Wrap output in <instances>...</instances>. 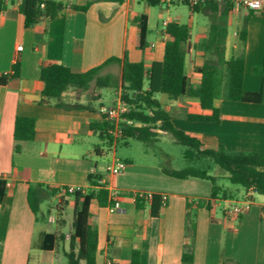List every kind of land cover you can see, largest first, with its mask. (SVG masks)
Wrapping results in <instances>:
<instances>
[{"label": "crops", "instance_id": "1", "mask_svg": "<svg viewBox=\"0 0 264 264\" xmlns=\"http://www.w3.org/2000/svg\"><path fill=\"white\" fill-rule=\"evenodd\" d=\"M50 1L60 2V11L52 18L42 15L32 25L25 24L21 10L24 0L0 4V76L9 72L17 59L20 62L19 76L0 83V178L6 181V196L0 205V264H26L29 255L38 256V264H66L61 256L69 246L74 203L69 199L64 204L68 197L62 188L87 189L89 173L99 174L100 182L109 191L117 192L119 203L113 211L97 199L89 203L91 220L97 229L96 264H129L130 252L135 248L140 251V264H182L186 204L197 200H210L211 204L210 208H195L192 264H264V195L217 181L226 197L211 199L212 184L206 179L168 176L159 163L141 161L131 152L117 156L118 144L126 148L129 140L136 138L116 141L103 136L102 126L109 121L100 108L110 106L100 97L86 103L81 92L69 89L60 101L81 107L67 108L41 94L40 69L52 63L83 72L110 57L123 59L126 54L129 61H142L150 67L163 58L165 42L171 38L165 28L172 22L189 28L185 69L188 86L197 85V69L204 58L196 46L207 35L214 5L205 3L192 9L180 0L154 5L147 0ZM87 3L86 10L71 8ZM153 6H159L161 15L165 13L166 17L162 27L154 25V35L151 33L147 40L153 27ZM141 14L147 16L148 27L144 48L137 45L139 27L135 18ZM243 26L246 38L241 42L239 32ZM225 46L226 57L243 53V88L262 90L261 102L217 98L213 104L220 111V120L204 122L187 119L189 113L210 112L200 108L198 99L188 93L177 99L165 93H155L154 97L169 113L173 124L198 136L203 148L222 144L229 150L264 154V14L245 7L233 8L231 4ZM113 65L121 64L105 66L109 70L104 74L112 73ZM120 99L116 93L112 106ZM17 115L35 119L32 140L14 139ZM177 119L185 122L178 125ZM157 132L159 135L164 131ZM102 140L110 144L109 166L118 160L126 164L116 174L108 171L109 166L106 172L101 171L100 158L107 153L100 146ZM34 184L46 188L42 190V200L52 195L61 218L68 219L64 223L65 228L69 226L64 241L53 243L51 250L42 248L44 235L64 229H58L59 219L51 211L45 218L32 211L27 194ZM139 191L164 197L157 215L151 214L149 200L136 206L134 193ZM242 200L251 202L249 210L239 217L226 215L227 206Z\"/></svg>", "mask_w": 264, "mask_h": 264}, {"label": "trees", "instance_id": "2", "mask_svg": "<svg viewBox=\"0 0 264 264\" xmlns=\"http://www.w3.org/2000/svg\"><path fill=\"white\" fill-rule=\"evenodd\" d=\"M160 0H147L154 5ZM187 4L186 1H183ZM43 3V7L40 4ZM214 5V16L210 17L207 35L196 46L203 52V63L197 69L200 74V82L195 86H188L185 54L186 42L189 39V28L185 24L175 22L167 24L165 31L170 39L165 42L163 58L154 61L150 67H146L142 61H129L125 56L123 59L110 57L98 66L83 72H74L70 68L52 63L41 67L40 79L43 82L41 94L44 98L53 99L56 104L63 107H81L80 104H66L61 102V97L69 89L87 92L92 84L96 88L107 86L120 87V98L127 105V111L122 114L131 123L122 121V132L116 136L108 133L111 127L109 122L102 126L104 137L116 141L135 137L143 142H150L157 138V130L169 133L173 140L187 149L184 158L187 165L182 168H171L161 165L164 174L185 179L196 177L211 182V199L225 198L226 192L218 185V176L210 174L203 168L202 161L210 158L220 169L227 173L226 179L244 189H252L258 194L264 195V154L250 151L229 150L222 144L216 148H203L198 136L191 132L177 128L169 113L160 105L154 97L155 93H165L171 99H177L185 93L195 97L202 109L209 113H189L187 119L190 121L218 122L220 111L214 106V100L224 98L231 101L259 103L262 100V90L247 91L243 88L244 55L239 53L226 57L225 41L227 36V15L231 8L230 0L222 2H208ZM223 3V6L220 4ZM60 2L50 0H24L21 10L25 15V24H34L42 15L50 18L60 11ZM88 3L83 6L72 5L74 10H86ZM191 7V6H190ZM197 6L191 7L192 9ZM264 14V10L260 11ZM135 20L138 23L139 34L137 45L144 48L148 32L147 16L141 14ZM246 38V28L243 26L239 32V40L243 42ZM112 63L121 64L119 78L113 74H101V70ZM263 68L261 69V74ZM20 74V62L17 59L11 70L0 76V83H6L9 79L16 78ZM146 85V87H145ZM99 97V91L94 94ZM108 120V119H107ZM109 121V120H108ZM35 134V119L33 117L17 115L14 119L13 137L16 141H30ZM100 175L89 173L87 189L75 190L70 193L65 191L69 199L73 200L71 230L69 234V246L64 251L66 264H96L95 254L97 249V229L91 220L89 203L91 199H97L102 206L115 204V200L109 195V190L100 182ZM46 189L41 184L31 185L28 189L27 200L33 212H37L42 200V190ZM6 196V181L0 178V205ZM141 197H136L137 207L142 206ZM151 214L157 215L163 205V199L158 194H153L151 199ZM210 200L189 201L186 204L185 231L183 250L181 255L182 264H192L193 248L196 230L195 208L205 206L210 208ZM58 229L64 227L65 220H58ZM65 239L61 231L46 233L42 248L53 249V243ZM26 264H38V256L29 255ZM129 264H140V251L132 249Z\"/></svg>", "mask_w": 264, "mask_h": 264}, {"label": "rangeland", "instance_id": "3", "mask_svg": "<svg viewBox=\"0 0 264 264\" xmlns=\"http://www.w3.org/2000/svg\"><path fill=\"white\" fill-rule=\"evenodd\" d=\"M150 9L152 12L151 14H152L153 27L151 28L152 29L151 32L148 33L147 40H150L152 36L151 33L154 35L153 33L154 28H155L154 25L158 24L159 27H162L161 22L166 17L165 13L161 15V8L159 6L150 7ZM107 70L109 69L103 68L101 70V74H104ZM110 71L119 78V74H120L119 66L113 65L112 67H110ZM98 91H99V95H100L99 97L101 101L106 106H112L116 98V93L117 95L120 96L122 90L119 86L116 88L112 86L96 88V86L92 84L87 92L85 93L81 92V94L85 96L86 103H89V101L93 100L95 96L94 94ZM95 105L97 106L98 103H96ZM183 122L185 121L181 119H177L178 125ZM187 123L194 124L191 122H187ZM105 141H103V143L102 142L100 143V146L104 148L105 151H107V153L103 157L100 158L102 172L107 171V167L110 165V161H111L110 160L111 159L110 144L108 141L106 142ZM186 149L187 147L176 143L169 133L161 132L155 140L150 141V142H143V141L132 138L129 140V146L126 148L122 144H118L117 145V156L121 154H125V152H131L136 156V158H140L141 161H148L151 163L156 162V163H159L160 165H164L168 167H171L170 165H172L175 168H182L187 165V161L184 158V152ZM202 164H203V168L207 170L210 174L218 176L219 182L226 183L227 185L230 184L229 181H227L226 179L227 173L223 171L222 169H220L210 158H205L202 161ZM62 203L63 202L59 204L62 205ZM56 204H57V201L54 197H52V195L46 196L39 203L38 210H37L38 216L40 218H45L48 215L47 212L51 211L52 215H54L55 217H58L59 220L62 219L61 218L62 213L60 212V210L57 209L58 207H56ZM64 220L67 221L68 219H64ZM65 226L66 225L64 224V227L62 228L64 229L63 231L64 234H66L67 229L69 227L68 226L67 228H65ZM63 241L64 239L62 240V242ZM61 257L63 261L66 262V257L63 255Z\"/></svg>", "mask_w": 264, "mask_h": 264}, {"label": "built area", "instance_id": "4", "mask_svg": "<svg viewBox=\"0 0 264 264\" xmlns=\"http://www.w3.org/2000/svg\"><path fill=\"white\" fill-rule=\"evenodd\" d=\"M7 0H0V4L5 3ZM161 2H167L170 0H160ZM180 1H186L187 4L191 7L193 6H199L211 1L215 2H222L223 0H180ZM233 8H240L245 7L249 10H252L254 12H260L264 10V0H230ZM43 3L40 4L41 7H43ZM166 21H163V25H166ZM18 49H21V46L18 47ZM128 105L122 101L121 99L118 101V103L114 106L110 107H101L100 112L106 116V118L109 120L111 127L108 129V133L112 134L113 136H116L122 132V121H126L127 123H131V120L125 119L122 117V114L127 111ZM126 166L125 162L118 160L113 165L108 167V171L112 174H116L120 172L122 169H124ZM75 190H82L80 187H73V186H67L65 188H62V191L65 192H74ZM109 195L112 199L115 200V204L112 206H109V210L113 211L115 208L119 206V203L116 199L117 192L116 191H109ZM153 193L151 192H136L134 193L135 198L141 197L144 200H150ZM164 201V197L162 198ZM251 205V202L249 200H242L239 202H235L229 206H227L224 211L226 215L231 217H239L241 214L249 210Z\"/></svg>", "mask_w": 264, "mask_h": 264}]
</instances>
